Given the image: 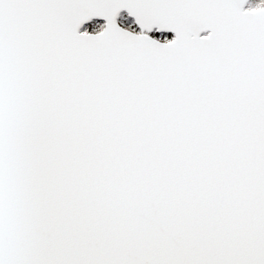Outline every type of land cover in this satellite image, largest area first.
I'll list each match as a JSON object with an SVG mask.
<instances>
[{
  "label": "snow or ice",
  "instance_id": "6c2138e0",
  "mask_svg": "<svg viewBox=\"0 0 264 264\" xmlns=\"http://www.w3.org/2000/svg\"><path fill=\"white\" fill-rule=\"evenodd\" d=\"M0 264H264V0H0Z\"/></svg>",
  "mask_w": 264,
  "mask_h": 264
}]
</instances>
